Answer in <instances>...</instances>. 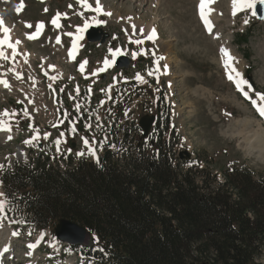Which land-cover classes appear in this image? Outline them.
<instances>
[{
    "label": "rangeland",
    "instance_id": "374dc122",
    "mask_svg": "<svg viewBox=\"0 0 264 264\" xmlns=\"http://www.w3.org/2000/svg\"><path fill=\"white\" fill-rule=\"evenodd\" d=\"M199 2L100 0L103 11L111 13L109 16L85 8L78 0H0V18L14 31L12 41L22 42L21 56L17 54L14 63L5 48L2 51L8 59L0 58V76L9 85H0V121L11 129L0 131V168L15 161L28 162L38 154L59 167L64 164L59 155L69 150L75 154L84 152L83 159H92L88 148L93 146L95 129L102 131L106 139H113L114 145H98L103 150H113L118 145L128 147L139 134L134 128L139 118L155 112L160 98L169 109L166 139L175 145L179 160L187 159L184 154L182 158L178 156L185 150L190 155L188 160L199 154L201 165L209 166L218 175L222 168L244 165L264 178V120L256 111V107L264 105L259 98V94H264V21H258L249 9L233 16L232 0H216L210 5L214 11L209 16L213 25L209 33L198 13ZM21 3L23 9L18 12ZM88 3L93 9L96 7V0ZM55 12L61 14L59 28L51 22ZM85 19L105 20L102 29L108 37L102 44L83 40L79 58L71 61L66 33L73 32L74 25ZM41 22L44 27L39 37L27 39ZM152 29L156 32L154 41L146 39L141 45L129 42L130 37L145 39ZM241 33H247L246 43L240 38L237 41ZM57 36L60 44L56 43ZM117 45L125 48L130 64L99 71L103 59L111 57L109 50ZM24 49L28 56H22ZM221 49L235 58L233 65L247 82L242 85L243 91L235 89L228 80ZM142 50L146 54L140 55ZM132 53L138 55L133 58ZM161 56L164 59H159ZM157 60L162 75L156 71ZM84 61V72H78L77 64ZM150 71L153 75L148 74ZM91 72L97 75L92 76ZM137 73L143 82L134 80ZM246 73L254 88L249 87ZM123 77L127 81L122 82ZM113 78L118 84L106 93L104 89ZM243 92L248 93V98ZM252 101H256V106ZM166 116L163 113L160 122L164 123ZM5 134H11V139H5ZM31 135L39 139L31 140ZM84 138L90 145H84ZM18 148L24 157L16 156ZM0 223V249L8 233H19L11 237L13 249L5 257L6 264H24L29 257H24L23 245L37 232L17 229L9 217L0 219ZM40 250L38 256L44 253L42 245ZM257 259L264 264V250Z\"/></svg>",
    "mask_w": 264,
    "mask_h": 264
},
{
    "label": "trees",
    "instance_id": "16d2710c",
    "mask_svg": "<svg viewBox=\"0 0 264 264\" xmlns=\"http://www.w3.org/2000/svg\"><path fill=\"white\" fill-rule=\"evenodd\" d=\"M156 110L167 116L154 139L96 161L68 157L58 168L39 155L5 166L4 213L20 227L53 232L67 219L86 228L92 247H72L97 264H261L264 178L244 165L218 175L199 154L179 160L166 139L168 104Z\"/></svg>",
    "mask_w": 264,
    "mask_h": 264
},
{
    "label": "snow or ice",
    "instance_id": "6c2138e0",
    "mask_svg": "<svg viewBox=\"0 0 264 264\" xmlns=\"http://www.w3.org/2000/svg\"><path fill=\"white\" fill-rule=\"evenodd\" d=\"M78 2L81 3L85 8H87L89 10H92V11H95V12H98V13H102L104 15H109V16L111 15L110 12H104L103 11L102 6L100 5V0H96V7L94 9L88 3V0H78ZM215 2H216V0H200L199 5H198L199 16H200L201 20L204 22L205 27L209 31V33H211V30H212V27H213V25H212V23H211V21L209 19V16H210L211 12L214 11V9H212L210 7V5L215 3ZM258 4H264V0H232V15L236 16L238 12H240L242 10H245V9H249V10H252V15L255 16V15H257L256 6ZM22 9H23V3H21L19 6H17V11L18 12L20 10H22ZM45 11H47V9H45ZM60 15L61 14L58 13L57 16L54 17L53 20L51 21L52 24L55 27H57V28L60 27V25L58 23ZM244 22H245V24H247L248 20L246 19ZM97 23H100V22L97 21ZM25 26L29 27V28L32 27V25H30V24H26ZM89 26H90L89 23L87 21H85L83 27H78L77 28V32L83 33L85 30H87L89 28ZM43 27H44V25H43L42 22L37 24L36 25V32L32 33V34H28L27 35V39H30V40L37 39L39 37V35L41 34V31H42ZM132 30H133V34H135V32H136L135 25L132 26ZM0 31H2L5 34V38L3 40H0V45H7V47L11 48L13 50V53L15 54L16 45L10 42V37L8 36V33L10 32V29L5 27L3 19H0ZM140 32L143 33L144 30L140 29ZM66 35L73 36V33H66ZM155 37H156L155 29H152L151 33L149 35H147L145 37V39L154 41ZM82 38H83L82 36H76L75 40H80ZM75 40H74V43H73V51H70V53H69L70 57H72L73 59H74V55H75V49L77 47V45L75 43ZM129 42L137 44V45H141V44L144 43V40H141V39L133 40L130 37L129 38ZM19 43H20V41H16V44H19ZM56 43L57 44L61 43V40H60L59 36H57V38H56ZM109 51H110L111 56H112L113 59L112 60L105 59V61H104L105 68H102L99 71H104V70H106V68L111 67L115 63V58L116 57L123 56L125 54L119 48L115 49L114 51L110 49ZM221 51H222V53H223V55L225 57L224 66H225V69H226V72H227L228 80L229 81H234L237 89L243 91L242 85H244L247 82L240 78V73L233 67V61L235 60V58L232 57L226 49H221ZM139 54L140 55H144L146 53L143 52V50H142ZM136 55H138V53H132L133 58H135ZM153 55H154V53H153ZM0 58H3L5 60L8 59V57L4 54L3 51H0ZM159 59L162 60V59H164V57L161 56ZM86 64H87V61H84L80 65V71L81 72H83L84 67H85ZM156 64H157L156 71H159V60L156 61ZM164 67H165V74H166L167 66L165 65ZM95 74L96 73L94 72L93 75H95ZM148 74L149 75H153V72L150 71ZM17 78L19 79L20 76L17 75ZM51 79L55 80L56 77H51ZM136 79L143 82V77H141L139 74H137ZM0 83L4 84L5 87L9 86L6 80L0 81ZM76 91H77V93H79V89L78 88L76 89ZM243 95L246 98H248V93L247 92H243ZM259 98H260L261 101H264V94H259ZM252 103H253L254 106H256V101H252ZM77 107H79V106H77ZM257 111L260 114V116L264 117V105L258 106L257 107ZM4 115L7 116L8 113L5 112ZM10 130L11 129H10V127L8 125H6L3 121H0V131H10ZM44 138L47 139V134H45ZM9 139H11V137H9ZM33 139L34 140L35 139H39V137L36 136V137H33ZM31 142L32 141H25V143H31ZM83 143L86 146L89 145V141L87 139H84ZM56 144L59 145L60 141L57 140ZM88 154L95 156V150L89 147L88 148ZM77 155L78 156H83V155H85V153L84 152H80V153H77ZM2 195H3V193H0V196H2ZM6 203H7L6 201L0 200V219H6L7 218L6 216H3L4 210H5V207H6ZM2 226H3L2 223H0V227H2ZM12 234L14 236L15 235H19L18 232H13ZM35 246L36 245H29L30 248H34Z\"/></svg>",
    "mask_w": 264,
    "mask_h": 264
},
{
    "label": "water",
    "instance_id": "95a60500",
    "mask_svg": "<svg viewBox=\"0 0 264 264\" xmlns=\"http://www.w3.org/2000/svg\"><path fill=\"white\" fill-rule=\"evenodd\" d=\"M256 18L259 21L264 20V4H258L256 6ZM104 25V21L100 22V26ZM100 26H93L87 32V39L91 42L98 41L99 43H103L105 39L108 37V33L105 32ZM129 64V60L125 57H120L117 59L118 67H125ZM249 81H251V77L247 75ZM154 120V116L144 115L139 119V126L143 130V135L146 136L150 129V126ZM184 154L186 158L189 157V153L187 151H183V153H179V157L182 158ZM54 234L62 242H67L71 245H82V246H91L92 237L90 232L67 219H60L58 223L54 227Z\"/></svg>",
    "mask_w": 264,
    "mask_h": 264
},
{
    "label": "bare ground",
    "instance_id": "6f19581e",
    "mask_svg": "<svg viewBox=\"0 0 264 264\" xmlns=\"http://www.w3.org/2000/svg\"><path fill=\"white\" fill-rule=\"evenodd\" d=\"M103 7V6H102ZM105 12V11H104ZM116 16V15H115ZM127 21V20H126ZM128 22H129V24H130V21L128 20ZM137 23V22H136ZM128 24V23H127ZM5 25V24H4ZM127 26V25H126ZM150 27V26H149ZM141 28V27H140ZM150 29V28H149ZM129 31V30H128ZM8 36L10 37V42L11 43H13V44H15L16 45V48H15V54L13 53V50L11 49V48H8L7 47V45H0V51H2V48L4 49V51H6V53L8 54V56H9V59L11 60L10 62L11 63H14V61H15V59H16V55L18 54L19 56H21V53H20V50H19V46H21L22 45V42H20L19 44H16V42H14V41H12V38L13 37H15L14 36V31L13 30H10V32L8 33ZM75 36H77V35H75ZM74 36V37H75ZM84 36H86L85 35V33H84ZM5 38V34L2 32V31H0V40H3ZM27 41V40H26ZM22 47V46H21ZM22 52V56L23 55H29L28 54V52H27V50L26 49H24L23 51H21ZM5 53V54H6ZM70 53V52H69ZM6 54V55H7ZM230 54V53H229ZM7 56V57H8ZM24 57V56H23ZM170 57V56H169ZM168 57V60L170 61V58ZM26 58V57H25ZM20 59V58H19ZM17 61V60H16ZM22 61V60H21ZM31 61V60H30ZM51 64V63H50ZM57 68H58V66H57ZM60 72H62V71H60ZM4 78V77H3ZM1 76H0V81H4V79H3ZM6 80V79H5ZM0 85H3L4 86V84H2V83H0ZM19 87V86H18ZM22 88V87H21ZM7 89V88H6ZM11 89H12V87H11ZM31 93H32V91H31ZM33 94V93H32ZM26 95V94H25ZM28 95V94H27ZM22 96H24V95H22ZM26 97V96H25ZM30 99H31V97H30ZM29 103H31V101L29 102ZM192 106V105H191ZM2 132V131H1ZM6 132H9V131H6ZM3 135V134H2ZM5 136V139H9V137L11 136V134H5L4 135ZM16 156H18V157H24V153H23V150L21 149V148H18L17 149V152H16ZM12 235L13 234H10V233H8L7 234V240H5V244H4V248H7L8 246L10 247V245H11V243H10V240H11V237H12ZM0 239H1V237H0Z\"/></svg>",
    "mask_w": 264,
    "mask_h": 264
}]
</instances>
